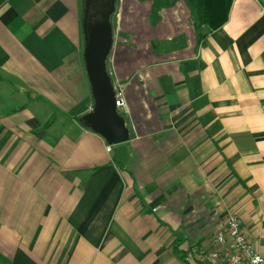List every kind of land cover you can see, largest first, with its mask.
<instances>
[{
	"label": "crops",
	"instance_id": "obj_1",
	"mask_svg": "<svg viewBox=\"0 0 264 264\" xmlns=\"http://www.w3.org/2000/svg\"><path fill=\"white\" fill-rule=\"evenodd\" d=\"M85 1L0 0V264H198L231 213L264 258V0L215 29L189 0H121L109 151L80 121Z\"/></svg>",
	"mask_w": 264,
	"mask_h": 264
},
{
	"label": "water",
	"instance_id": "obj_2",
	"mask_svg": "<svg viewBox=\"0 0 264 264\" xmlns=\"http://www.w3.org/2000/svg\"><path fill=\"white\" fill-rule=\"evenodd\" d=\"M116 0H86L83 16L84 63L93 96V107L80 121L108 145L129 139L125 118L115 105L114 88L107 70L113 45L111 16Z\"/></svg>",
	"mask_w": 264,
	"mask_h": 264
},
{
	"label": "built area",
	"instance_id": "obj_3",
	"mask_svg": "<svg viewBox=\"0 0 264 264\" xmlns=\"http://www.w3.org/2000/svg\"><path fill=\"white\" fill-rule=\"evenodd\" d=\"M113 12L116 16V22H113L111 16L112 31L113 34H116L118 32L119 11ZM112 84L117 111L123 116L127 113L124 86L118 82ZM106 148L109 151L111 146L107 145ZM211 243L213 244L211 248L196 244L189 246L186 249L185 260L195 261L198 264H264V258L243 234L239 217L235 213H231L223 227L214 232Z\"/></svg>",
	"mask_w": 264,
	"mask_h": 264
},
{
	"label": "trees",
	"instance_id": "obj_4",
	"mask_svg": "<svg viewBox=\"0 0 264 264\" xmlns=\"http://www.w3.org/2000/svg\"><path fill=\"white\" fill-rule=\"evenodd\" d=\"M196 10L198 24H206L210 29L219 27L227 18L232 0H189Z\"/></svg>",
	"mask_w": 264,
	"mask_h": 264
},
{
	"label": "rangeland",
	"instance_id": "obj_5",
	"mask_svg": "<svg viewBox=\"0 0 264 264\" xmlns=\"http://www.w3.org/2000/svg\"><path fill=\"white\" fill-rule=\"evenodd\" d=\"M121 6H122V2H121V0H116V2H115V10H114V11H116V10L119 11V16H118V18H117V19L119 20L118 25L120 24ZM112 17H113V22L115 23V22H116V16H115L114 12H113V14H112ZM111 19H112V18H111ZM110 77H111V76H110ZM112 83H113V81H112Z\"/></svg>",
	"mask_w": 264,
	"mask_h": 264
}]
</instances>
